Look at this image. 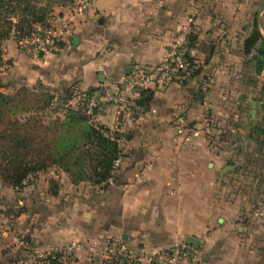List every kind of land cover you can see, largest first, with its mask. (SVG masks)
Returning <instances> with one entry per match:
<instances>
[{
  "label": "crops",
  "instance_id": "1",
  "mask_svg": "<svg viewBox=\"0 0 264 264\" xmlns=\"http://www.w3.org/2000/svg\"><path fill=\"white\" fill-rule=\"evenodd\" d=\"M180 32L189 34L185 74L87 121L118 139L112 181L73 183L51 167L48 180L1 188L0 210L14 213L1 249L20 246L13 236L40 216L51 223V250L70 247L88 263L112 251L110 240L146 264L192 237L194 264H264V0H94L67 48L51 55V89L69 87L73 96L56 101L74 108L161 64Z\"/></svg>",
  "mask_w": 264,
  "mask_h": 264
},
{
  "label": "rangeland",
  "instance_id": "2",
  "mask_svg": "<svg viewBox=\"0 0 264 264\" xmlns=\"http://www.w3.org/2000/svg\"><path fill=\"white\" fill-rule=\"evenodd\" d=\"M25 1L20 5L19 10L21 11L16 15L11 13L6 3L0 12V92L14 97L21 89H26L28 93L23 99V107L28 108L29 112L27 114L17 113L15 118L24 122L29 115L33 114V117L49 130L46 142H51V124L55 120L63 121L60 119L63 110L65 115L69 111H74L73 107L68 105L65 109L60 106L61 101L59 103L56 101L57 95L73 96L74 93L69 87L61 84L57 87L58 92L51 89V55L57 57L67 48L69 39L77 32L79 20L84 17L87 8L81 9L80 0ZM2 36H6V39ZM52 37L58 41V51L51 50ZM26 159L30 160L31 156L28 155ZM40 173L48 180L51 178V167ZM30 177L34 179V176ZM31 178L24 183V186L33 183L29 181ZM1 188L10 189L3 186L0 180ZM46 190L51 194V182ZM2 198H6L5 195ZM38 203L47 204L45 200H39ZM0 214L8 215L6 223L0 222V233L5 231V227H7V232L12 233V226L10 227L12 219L9 217L13 216V211L0 210ZM41 218L36 217L28 228V232L16 233V238L13 236L14 242H18L20 246L0 248V264H49V261L59 264L88 263V261H82L80 253L74 252L70 247L51 250V223L43 225ZM111 241L107 245L110 249H112ZM157 254L149 257L146 264H159L156 260ZM91 259L93 261L88 264H133V262L143 264L128 251L126 254L109 251L104 259Z\"/></svg>",
  "mask_w": 264,
  "mask_h": 264
},
{
  "label": "trees",
  "instance_id": "3",
  "mask_svg": "<svg viewBox=\"0 0 264 264\" xmlns=\"http://www.w3.org/2000/svg\"><path fill=\"white\" fill-rule=\"evenodd\" d=\"M24 1L0 0V12L6 3L16 15ZM9 25L12 27L10 22ZM258 39L259 34L254 31L245 42V52ZM26 93V89H21L10 97L0 92V180L3 186L21 190L30 176L36 178L40 172L56 167L67 173L73 183L88 181L106 187L112 178L113 162L119 157L116 142L104 135L102 127H93L85 116L75 111L67 112L63 121L55 120L51 124V142H46L49 130L33 114L24 122L15 118L17 113L29 112L23 107ZM28 155L30 160L26 159ZM49 264L59 263L49 261Z\"/></svg>",
  "mask_w": 264,
  "mask_h": 264
},
{
  "label": "built area",
  "instance_id": "4",
  "mask_svg": "<svg viewBox=\"0 0 264 264\" xmlns=\"http://www.w3.org/2000/svg\"><path fill=\"white\" fill-rule=\"evenodd\" d=\"M94 0H80L81 9H86ZM56 38H51V50L58 51L59 46ZM189 34L178 33L167 53V58L161 64L148 70L135 69L126 75L114 89H101L84 96L73 108L75 112L92 120L94 112L102 107L111 106L116 109H123L129 102L141 93L152 89L163 90L171 82L185 74L190 62L187 56ZM110 140L118 143V139L104 133ZM120 163L119 157L113 162L110 183ZM29 179V178H28ZM111 250L118 254H126V247L119 241H111ZM132 257V256H130ZM132 259V258H131ZM159 264H194L193 252L184 244L171 246L167 252L156 255ZM134 264V262H133Z\"/></svg>",
  "mask_w": 264,
  "mask_h": 264
},
{
  "label": "water",
  "instance_id": "5",
  "mask_svg": "<svg viewBox=\"0 0 264 264\" xmlns=\"http://www.w3.org/2000/svg\"><path fill=\"white\" fill-rule=\"evenodd\" d=\"M184 245L188 246L194 250H197L199 247V241L192 238V237H185L184 238Z\"/></svg>",
  "mask_w": 264,
  "mask_h": 264
}]
</instances>
